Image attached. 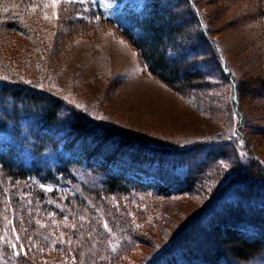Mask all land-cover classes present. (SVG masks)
<instances>
[{
	"label": "rangeland",
	"instance_id": "obj_1",
	"mask_svg": "<svg viewBox=\"0 0 264 264\" xmlns=\"http://www.w3.org/2000/svg\"><path fill=\"white\" fill-rule=\"evenodd\" d=\"M141 4L0 0V73L55 95L65 117L78 113L128 142L180 158L192 152L202 173L198 187L169 196L96 193L98 175L86 170L76 183L56 188L0 174V199L19 213L9 217L7 231L37 245L42 264H143L155 252L176 249L189 224L185 237L211 250L222 247L219 239L211 233L204 240L197 231L196 217L206 208L240 197L264 205V0H160L180 27L166 55L196 74L190 85L157 78L119 24L97 12L101 7L127 25L125 10ZM15 19L23 32L7 29ZM206 153L221 157L205 160ZM240 264H264V254Z\"/></svg>",
	"mask_w": 264,
	"mask_h": 264
},
{
	"label": "trees",
	"instance_id": "obj_2",
	"mask_svg": "<svg viewBox=\"0 0 264 264\" xmlns=\"http://www.w3.org/2000/svg\"><path fill=\"white\" fill-rule=\"evenodd\" d=\"M125 11L127 25L105 15L101 7L97 12L103 20L119 24L123 34L140 50L148 70L164 83L177 85L180 79L190 85L199 80L187 68L169 62L167 50L176 45L180 27L170 23L171 18L165 15L167 10L164 11L160 0H142L140 10ZM15 20L6 22L7 29L23 32L21 21ZM202 38L217 58L212 45L205 36ZM219 60L222 76L234 83L232 75H227V64L222 67ZM61 109V100L55 95L21 83L13 74L0 73V174L3 177L56 188L76 183L77 173L86 170L98 175L95 192L106 194L142 190L169 196L198 187L202 173L199 163L190 157L192 152L180 158L176 151L152 150L139 141L128 142L124 136L78 113L65 117ZM212 156L206 153L205 160L221 157V153ZM257 200L258 197L253 200L240 197L224 204L217 200L202 216L196 217V220L202 218L197 231H203V239L208 240L212 233L222 247L202 251L199 244H193L184 235L189 224L181 233L176 249L155 252L143 264H240L264 254V213L259 214L263 204ZM11 202L7 204L0 199L3 210L0 264H42L37 260V245L32 241L25 244L24 238L23 243L17 241L18 235L7 231L5 223L9 217L19 214ZM13 243L16 249L11 247ZM21 250L23 254L17 255Z\"/></svg>",
	"mask_w": 264,
	"mask_h": 264
},
{
	"label": "snow or ice",
	"instance_id": "obj_3",
	"mask_svg": "<svg viewBox=\"0 0 264 264\" xmlns=\"http://www.w3.org/2000/svg\"><path fill=\"white\" fill-rule=\"evenodd\" d=\"M49 191H51V189H48ZM105 227L107 228V225L105 224ZM20 238H19V236H17L16 237V240L18 241ZM11 247L13 248V249H16V247H17V245H16V243H13L12 245H11ZM17 255H21V254H23V250H21L20 252H17L16 253Z\"/></svg>",
	"mask_w": 264,
	"mask_h": 264
}]
</instances>
